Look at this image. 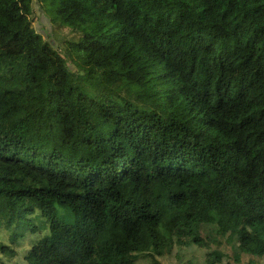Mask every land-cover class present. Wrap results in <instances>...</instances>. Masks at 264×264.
Instances as JSON below:
<instances>
[{
    "label": "trees",
    "instance_id": "trees-1",
    "mask_svg": "<svg viewBox=\"0 0 264 264\" xmlns=\"http://www.w3.org/2000/svg\"><path fill=\"white\" fill-rule=\"evenodd\" d=\"M1 232L21 264H264V0H0Z\"/></svg>",
    "mask_w": 264,
    "mask_h": 264
},
{
    "label": "rangeland",
    "instance_id": "rangeland-1",
    "mask_svg": "<svg viewBox=\"0 0 264 264\" xmlns=\"http://www.w3.org/2000/svg\"><path fill=\"white\" fill-rule=\"evenodd\" d=\"M37 15V22H36V28L38 31L42 34H46V32L49 30L48 21L46 18L41 16L40 11L36 12ZM36 227V226H34ZM32 233L38 234V229L35 228ZM34 239V238H32ZM30 238L25 239L22 244H12L9 242V239L7 235L3 232L0 233V243L7 245L9 250L15 251L12 252V254H8L7 252H2L0 250V264H21V257L23 256V251L28 247L30 244ZM195 252V251H194ZM194 262V260L192 259ZM162 264H175V261H171L170 259H164Z\"/></svg>",
    "mask_w": 264,
    "mask_h": 264
}]
</instances>
